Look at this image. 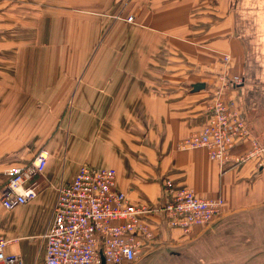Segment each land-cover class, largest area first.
Masks as SVG:
<instances>
[{
    "label": "crops",
    "instance_id": "1",
    "mask_svg": "<svg viewBox=\"0 0 264 264\" xmlns=\"http://www.w3.org/2000/svg\"><path fill=\"white\" fill-rule=\"evenodd\" d=\"M107 3L115 10L124 0H84V13L102 15ZM126 4L134 22L103 35L97 60L84 62L80 81L67 84L69 114L59 127L55 117L36 145H27L34 135L27 139L19 102L40 99L39 85L52 89L54 83L41 82L34 66L17 68L7 81L15 92L6 99L17 104L0 108V190L6 170L29 163L44 142L50 157L37 178V197L12 210L0 208L5 253L22 264H45L44 235L58 189L85 164L113 168L115 189L135 206L163 205L166 181L173 190L223 201L218 218L189 234L169 229L161 214L146 216L154 237L142 243L132 264H264V154L234 162L251 150L252 141L264 145V0ZM197 84L201 88L194 91ZM48 99L60 100L55 93ZM218 99L245 119L250 133L236 142L223 166L203 149L178 147L208 123ZM57 111L60 116L64 107Z\"/></svg>",
    "mask_w": 264,
    "mask_h": 264
},
{
    "label": "built area",
    "instance_id": "2",
    "mask_svg": "<svg viewBox=\"0 0 264 264\" xmlns=\"http://www.w3.org/2000/svg\"><path fill=\"white\" fill-rule=\"evenodd\" d=\"M127 22L133 23L129 16ZM237 86L240 81H232ZM208 123L197 133L183 139L181 150L203 149L208 158L221 166L231 158L239 140L250 136L244 118L230 105L216 100L210 106ZM264 145L251 142V150L235 163L262 157ZM50 153L40 149L23 166L6 170V185L0 190V208L12 210L34 200L39 191L37 178L46 168ZM113 168L81 165L74 180L58 189L52 222L46 234L45 264H132L145 241L154 235L145 223L146 216L161 214L171 230L189 234L205 227L221 215V198L201 199L188 189L173 190L165 182L167 198L159 207L132 205L126 195L115 189ZM8 242L0 238V264H22L20 258L5 253Z\"/></svg>",
    "mask_w": 264,
    "mask_h": 264
},
{
    "label": "rangeland",
    "instance_id": "3",
    "mask_svg": "<svg viewBox=\"0 0 264 264\" xmlns=\"http://www.w3.org/2000/svg\"><path fill=\"white\" fill-rule=\"evenodd\" d=\"M126 1L115 10L107 3L105 12L96 15L84 13V0H0V108L6 104L16 106V101L6 99L7 93L14 91V86L7 81L11 82L21 66H34L41 82L54 83L52 89L39 85L40 99L19 102L26 111L27 139L34 135L27 145L43 141L55 117L58 127L61 126L71 106V101L64 100L71 92H68L71 85L67 84L80 81L84 62L97 60V47L103 35L115 28L128 29L129 23L124 18L134 15H128ZM99 17L107 19L98 20ZM51 93L57 94L60 100H49ZM60 105L64 111L57 116ZM30 127L36 129L35 133L28 131ZM44 145L45 142L41 149H46Z\"/></svg>",
    "mask_w": 264,
    "mask_h": 264
},
{
    "label": "water",
    "instance_id": "4",
    "mask_svg": "<svg viewBox=\"0 0 264 264\" xmlns=\"http://www.w3.org/2000/svg\"><path fill=\"white\" fill-rule=\"evenodd\" d=\"M201 88V84H197V85H193L192 86V89L194 90V91H197L198 89H200ZM102 264H104V261L102 260Z\"/></svg>",
    "mask_w": 264,
    "mask_h": 264
}]
</instances>
